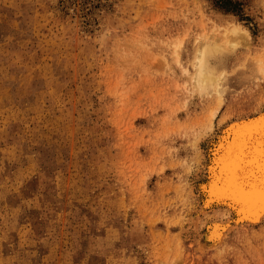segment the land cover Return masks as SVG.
Wrapping results in <instances>:
<instances>
[{"label":"rangeland","instance_id":"obj_1","mask_svg":"<svg viewBox=\"0 0 264 264\" xmlns=\"http://www.w3.org/2000/svg\"><path fill=\"white\" fill-rule=\"evenodd\" d=\"M262 107L264 0H0V264H264V221L208 249L196 212L200 142Z\"/></svg>","mask_w":264,"mask_h":264},{"label":"bare ground","instance_id":"obj_2","mask_svg":"<svg viewBox=\"0 0 264 264\" xmlns=\"http://www.w3.org/2000/svg\"><path fill=\"white\" fill-rule=\"evenodd\" d=\"M239 29H232L236 40L238 36L246 38V32ZM219 51L220 46L210 40L198 50L194 78L202 90L219 79L217 69L210 63V57ZM216 112V108L210 112L211 129ZM200 144L199 158L206 161V173L197 182L200 207L196 212L220 210L227 214L226 218L207 221L201 241L205 247L210 241L209 249L219 247L231 230L264 221V107L229 121L220 131L210 134L205 140L206 152L203 141Z\"/></svg>","mask_w":264,"mask_h":264}]
</instances>
